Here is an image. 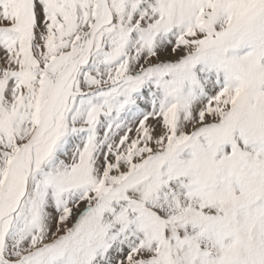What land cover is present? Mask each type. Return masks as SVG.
<instances>
[{"label":"snow or ice","instance_id":"1","mask_svg":"<svg viewBox=\"0 0 264 264\" xmlns=\"http://www.w3.org/2000/svg\"><path fill=\"white\" fill-rule=\"evenodd\" d=\"M0 264H264V0H0Z\"/></svg>","mask_w":264,"mask_h":264}]
</instances>
